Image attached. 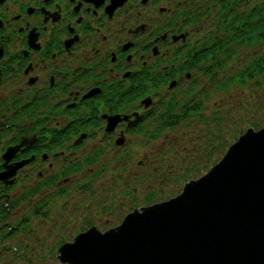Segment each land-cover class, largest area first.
I'll use <instances>...</instances> for the list:
<instances>
[{
  "label": "flooded vegetation",
  "instance_id": "af4514ba",
  "mask_svg": "<svg viewBox=\"0 0 264 264\" xmlns=\"http://www.w3.org/2000/svg\"><path fill=\"white\" fill-rule=\"evenodd\" d=\"M223 6L220 0H0V253L10 234V249L18 252L27 233H17L36 229V217L52 218L54 205L62 212L74 202L83 213L62 214L49 227L59 246L173 196L133 203L132 161H146L135 147L174 145V131L201 115L192 100L205 105L210 89L192 77L206 73L217 34L229 46L239 44L231 19L257 8V0H238V11ZM215 66L207 68L208 78L219 74ZM107 170L113 174L101 177ZM35 244H27L25 256L37 254Z\"/></svg>",
  "mask_w": 264,
  "mask_h": 264
},
{
  "label": "water",
  "instance_id": "95a60500",
  "mask_svg": "<svg viewBox=\"0 0 264 264\" xmlns=\"http://www.w3.org/2000/svg\"><path fill=\"white\" fill-rule=\"evenodd\" d=\"M58 250L70 264H264V125L248 126L178 194Z\"/></svg>",
  "mask_w": 264,
  "mask_h": 264
},
{
  "label": "rangeland",
  "instance_id": "374dc122",
  "mask_svg": "<svg viewBox=\"0 0 264 264\" xmlns=\"http://www.w3.org/2000/svg\"><path fill=\"white\" fill-rule=\"evenodd\" d=\"M244 7L249 6L246 4ZM258 48L255 42L239 43L231 51V57H227V52L209 56L206 60L208 62L206 73L209 66H215L220 62H226V64L212 79L208 78L203 70H199L196 76L192 77L193 84L197 86L206 84L210 89L206 104H202L201 112L204 117L198 115L196 120L187 117L185 123L174 131L173 137L179 138L174 145H163L162 143L156 145L157 142L153 141H147L142 146L136 145L135 148H139V152L142 153L141 158L143 160L146 158V161L142 163L132 161L133 178H136L135 181L133 180L135 187L133 203L135 205L146 203L148 195H151L154 200L175 195L182 189L186 180L204 173L224 153L226 147L236 139L240 131L243 132L247 126L257 121L264 124V75L259 78L255 76L241 85L233 83L226 88L215 90V87L220 86L219 82L237 74ZM260 49V51L264 50V43ZM198 67H201V64H198ZM183 89L184 85L181 87V90ZM216 118H219V122ZM207 153V157H204ZM96 167L98 168L97 164ZM120 173L121 170L117 169L116 174ZM112 174L113 172L107 170L101 177ZM62 209L63 206L54 205L52 218L42 221L36 217L32 220L37 225L36 229L27 228L17 235L15 233L17 237L27 233L23 242H19L18 252L10 249L13 239L10 234L4 246L1 247L5 252L0 253V264H31L32 261L33 264H67L58 260V246L53 244L55 240L49 237L53 232L51 233L48 229L56 219L62 220V214L69 213L73 219H77L82 218L83 213L81 207H77L74 202L68 204L61 212ZM34 239L36 242H33ZM16 241L13 240V242ZM31 242L36 243L34 249L37 254H34L33 258L25 256L27 244L32 245ZM12 256L18 260L10 259Z\"/></svg>",
  "mask_w": 264,
  "mask_h": 264
},
{
  "label": "trees",
  "instance_id": "16d2710c",
  "mask_svg": "<svg viewBox=\"0 0 264 264\" xmlns=\"http://www.w3.org/2000/svg\"><path fill=\"white\" fill-rule=\"evenodd\" d=\"M224 4L223 9L224 10H237L235 6L238 4V0H220ZM235 15V16H234ZM231 20H235V28L239 29V33L237 32L238 36H235L236 38H239V43H252L255 42L257 44V47L259 48L255 51L253 55H251L248 59V63L244 65L235 75L227 77L224 81L219 82L220 86L218 85L215 87V90H220L223 88H226L227 86L238 83L243 84L249 81L251 78L257 76L259 78L260 76L264 75V50L260 51V47L262 43H264V0H257V8L253 7L251 10L245 11L243 15H236ZM223 24V22H222ZM226 37L222 35L216 36V39H213V43H219L217 48L213 51V53H219V52H227V57H231L232 52L235 48V46H229L230 41L227 42ZM206 54H204L202 57L205 58ZM226 62L219 63L215 66V70L219 71L222 68H224ZM214 66H212L213 68ZM214 74H217V72L214 71ZM259 84V82H257ZM218 84V83H217ZM194 96L196 93H193ZM196 97V96H195ZM194 101L193 105L190 106L192 108H195L198 112L202 107V99L201 101H197V99L192 100ZM175 106L171 104V108H173V111H175ZM189 107V108H190ZM187 109V111L189 110ZM264 111V108H263ZM176 112L174 113V115ZM202 115V113H201ZM264 115V113H263ZM204 117V115H202ZM219 122V118H216ZM252 125L256 126L257 128L262 126L263 124L259 121L254 122ZM241 133V131H240ZM238 136V135H237ZM236 136V137H237ZM215 162V161H214ZM209 167V166H208ZM200 172V171H199Z\"/></svg>",
  "mask_w": 264,
  "mask_h": 264
}]
</instances>
